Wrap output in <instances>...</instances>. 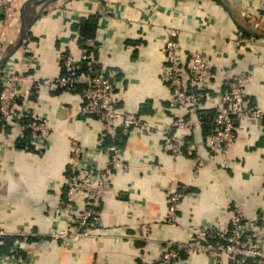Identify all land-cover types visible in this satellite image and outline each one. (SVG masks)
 I'll return each instance as SVG.
<instances>
[{"label":"crops","instance_id":"obj_1","mask_svg":"<svg viewBox=\"0 0 264 264\" xmlns=\"http://www.w3.org/2000/svg\"><path fill=\"white\" fill-rule=\"evenodd\" d=\"M90 17L96 19L94 35L81 41L79 25ZM23 24L28 33L17 45ZM172 31L186 71L195 52L213 65L200 122L172 127L186 141L178 155L163 149L162 129L178 117L197 119L193 111L174 106L161 79L163 46ZM11 51L0 67V88L13 68L27 76L11 116L0 120V264H168L160 260L167 240L187 241L198 227L230 231L235 203L264 233V116L236 119L227 155L207 142L221 104L224 68L249 75L245 106L264 110V0H11L0 9V59ZM84 51L95 55L112 82L118 107L138 113L150 128L121 134L117 146L124 165L114 170L98 201V229L61 242L49 234L65 226L60 207L72 141L80 148L81 170L100 169L109 159L110 138L97 116L82 114L79 88L43 81L63 73L66 53L78 57ZM18 114L25 124L49 121L52 137L42 149L28 128L16 127ZM199 160L203 165L197 167ZM181 186L186 191L176 208L178 222L171 225L169 197ZM76 201L82 208L86 197ZM142 224L149 227L148 240ZM215 259L184 252L173 264ZM222 264L237 261L222 255Z\"/></svg>","mask_w":264,"mask_h":264},{"label":"built area","instance_id":"obj_2","mask_svg":"<svg viewBox=\"0 0 264 264\" xmlns=\"http://www.w3.org/2000/svg\"><path fill=\"white\" fill-rule=\"evenodd\" d=\"M11 0H0V9H7ZM176 31H172L166 38L163 46L165 67L161 73L162 81L171 90V98L176 108H186L193 111L197 119L178 117L171 123L172 126L162 129V147L173 155H178L185 146V139L174 134L172 127L191 128L197 121L200 122L199 111L202 108L207 82L213 75V65L202 52H195L186 71L181 61V50L175 40ZM243 49V45L239 46ZM84 63V69L82 67ZM94 54L84 51L76 57L66 53L63 58V73L56 79H44L45 84H55L63 89L79 88L84 105L82 114L97 116L104 125V132L110 138H115L119 131L124 134L133 128L148 129L147 120L131 111L118 107L117 97L113 84L105 75L103 69L96 67ZM23 70L13 68L7 73L0 88V120L11 116L12 106L19 95V87L26 80ZM249 75L243 71H235L226 67L222 73L221 104L215 115V127L208 137V145L212 151H219L227 155L236 139L235 121L243 116L261 118L264 110L257 107L245 106L244 87ZM198 114V115H197ZM23 115L18 114L15 125L21 130L28 128L31 140L40 149L52 137V127L48 120L39 119L25 124ZM22 122L23 124H20ZM157 130V128H153ZM73 142V160L69 165V177L66 180V194L60 211L64 215L65 226L53 229L49 237L56 241L66 242L87 237L97 230L101 223L98 201L110 181L114 170L124 165L120 148L109 144L106 152L109 159L100 169L88 168L81 170L77 164L80 148ZM203 165L198 161L197 167ZM186 191L181 186L170 194L166 221L168 224H177L176 208ZM77 197H86L82 208H77ZM141 234L145 240L149 238V227L142 224ZM2 232L0 231V236ZM196 255L199 253L213 254L214 264H222V255L235 258L237 264H256L264 262V233L256 223L249 219L242 207L233 205V226L230 231L217 227H198L194 235L187 241L169 239L160 255L162 262L173 264L182 253ZM100 264V263H95Z\"/></svg>","mask_w":264,"mask_h":264},{"label":"trees","instance_id":"obj_3","mask_svg":"<svg viewBox=\"0 0 264 264\" xmlns=\"http://www.w3.org/2000/svg\"><path fill=\"white\" fill-rule=\"evenodd\" d=\"M95 27H96V19L94 17H90L89 19H87L86 21L82 22L80 25H79V34H80V38H81V41H86L88 38H91V36L94 35V31H95ZM86 49H89L88 47ZM90 51V50H88ZM88 51H86L87 53H89ZM82 67L84 69V63H82ZM96 67H99V65L96 63ZM204 118V117H202ZM23 122V121H22ZM123 132L119 131L117 133V135L115 136V138H110L109 139V144H112V143H115L116 145H119V138L121 137V134ZM23 140V139H22ZM26 141L23 140V141H19L17 142L18 146H21L23 144V142Z\"/></svg>","mask_w":264,"mask_h":264},{"label":"water","instance_id":"obj_4","mask_svg":"<svg viewBox=\"0 0 264 264\" xmlns=\"http://www.w3.org/2000/svg\"><path fill=\"white\" fill-rule=\"evenodd\" d=\"M28 28H29V27H28L27 25H24V24L21 26L20 39H19V41L17 42V45H19L20 42L22 41V39H23L24 37H26V35H27V33H28ZM12 53H13V51L7 53L6 55H4V57H2V58L0 59V67H1V65L4 64V62L8 59V57H9Z\"/></svg>","mask_w":264,"mask_h":264}]
</instances>
